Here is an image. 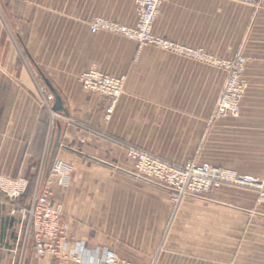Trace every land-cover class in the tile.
Wrapping results in <instances>:
<instances>
[{
    "label": "crops",
    "instance_id": "1",
    "mask_svg": "<svg viewBox=\"0 0 264 264\" xmlns=\"http://www.w3.org/2000/svg\"><path fill=\"white\" fill-rule=\"evenodd\" d=\"M135 1L0 0V176L29 180L40 166L43 188L55 161L69 167L65 186L57 179L49 186L69 227L66 259L38 260L32 245L23 250L0 194V227L11 229L0 235V264H102L106 250L131 264H264L258 192L221 187L175 204L166 189L133 176L121 148L91 132L178 165L209 163L264 178V0H165L152 26L156 37L247 60L240 115L219 121L212 115L222 71L90 34L95 18L135 26ZM91 70L124 79L109 121V99L79 82ZM44 79L60 112L52 111L54 98L43 102L53 97Z\"/></svg>",
    "mask_w": 264,
    "mask_h": 264
},
{
    "label": "built area",
    "instance_id": "2",
    "mask_svg": "<svg viewBox=\"0 0 264 264\" xmlns=\"http://www.w3.org/2000/svg\"><path fill=\"white\" fill-rule=\"evenodd\" d=\"M165 0H136L138 19L133 27L119 25L101 18H95L88 25L90 34L107 33L122 37L136 43L138 46L153 45L156 48L172 53L192 61L213 67L225 74L222 93L219 96L212 115L213 121L226 118H238L240 103L246 93L248 84L245 78L247 60L237 57L232 61L222 60L204 53L200 49L188 48L152 34V26L157 18L158 10ZM82 88L97 93L109 99L110 106L104 116L109 121L117 100L123 93L124 79L105 75L91 70L79 77ZM51 95L43 98L45 105L51 101ZM57 116L55 113H52ZM121 148L126 157L133 163V176L137 179L152 181L166 189L171 200L179 204L184 199H201L212 190L221 187H233L258 192V201L264 203V179L243 176L209 163L187 162L178 165L162 159L157 155L126 142L113 139L98 131H91ZM68 165L55 161L51 167L45 186L41 188L39 182L26 205H19V200L27 194L29 182L26 178H7L0 176V193L13 204L9 216L16 221L17 243L23 250L33 246L34 255L38 260L52 257L65 260L63 251L69 233V227L60 218V212L50 203L49 186L57 179L60 186H65V174ZM80 264L81 260L74 258ZM13 264H22V259ZM102 264H131L120 260L113 251L103 253Z\"/></svg>",
    "mask_w": 264,
    "mask_h": 264
},
{
    "label": "rangeland",
    "instance_id": "3",
    "mask_svg": "<svg viewBox=\"0 0 264 264\" xmlns=\"http://www.w3.org/2000/svg\"><path fill=\"white\" fill-rule=\"evenodd\" d=\"M101 133V132H100ZM255 179H258V180H261V179H264V178H255ZM28 182H29V185H28V190H27V194L24 196V197H22L20 200H22V202L20 203V202H18V204L19 205H26V204H28L29 203V201H30V198H31V196H32V193H33V191H34V188L36 187V184L37 183H35V181H34V178L33 177H31L29 180H28ZM1 194V193H0ZM4 197V196H3ZM261 203H263V202H261ZM12 206H13V204L11 203V202H7L6 203V205H4V210H3V215H6V214H9V212H10V210H11V208H12ZM1 233H5L6 235L8 234V235H10L11 234V229H7V227L5 228V231L3 230V229H1V227H0V235H1ZM4 235V234H3ZM0 246H2V244L0 243ZM1 248V247H0ZM1 253V252H0Z\"/></svg>",
    "mask_w": 264,
    "mask_h": 264
},
{
    "label": "water",
    "instance_id": "4",
    "mask_svg": "<svg viewBox=\"0 0 264 264\" xmlns=\"http://www.w3.org/2000/svg\"><path fill=\"white\" fill-rule=\"evenodd\" d=\"M44 81H45L46 85L48 86V88L51 90L53 98L55 100L54 101L55 105H54L52 111L53 112H60L62 110V107H61V103H60L59 97L57 96L55 91L50 87V85L48 84L47 80L44 79Z\"/></svg>",
    "mask_w": 264,
    "mask_h": 264
},
{
    "label": "trees",
    "instance_id": "5",
    "mask_svg": "<svg viewBox=\"0 0 264 264\" xmlns=\"http://www.w3.org/2000/svg\"><path fill=\"white\" fill-rule=\"evenodd\" d=\"M39 169H40V166L37 168V171H36V176H35V177H33V178H34V181H35V183L38 181V174H39ZM19 202L21 203V202H22V200H19Z\"/></svg>",
    "mask_w": 264,
    "mask_h": 264
}]
</instances>
